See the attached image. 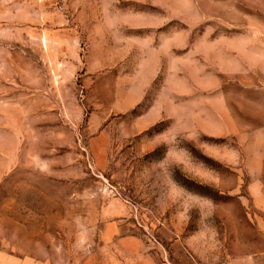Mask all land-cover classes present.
Listing matches in <instances>:
<instances>
[{
  "label": "rangeland",
  "instance_id": "374dc122",
  "mask_svg": "<svg viewBox=\"0 0 264 264\" xmlns=\"http://www.w3.org/2000/svg\"><path fill=\"white\" fill-rule=\"evenodd\" d=\"M0 264H264V0H0Z\"/></svg>",
  "mask_w": 264,
  "mask_h": 264
}]
</instances>
